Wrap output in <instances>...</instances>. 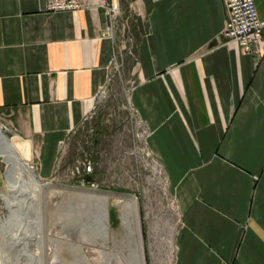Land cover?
I'll return each instance as SVG.
<instances>
[{"label":"crops","instance_id":"0c3cea01","mask_svg":"<svg viewBox=\"0 0 264 264\" xmlns=\"http://www.w3.org/2000/svg\"><path fill=\"white\" fill-rule=\"evenodd\" d=\"M264 18V0H255ZM136 35L130 99L179 211L171 264H264V49L222 34L224 0H121ZM101 6L0 0V117L47 177L95 104L118 22Z\"/></svg>","mask_w":264,"mask_h":264},{"label":"rangeland","instance_id":"374dc122","mask_svg":"<svg viewBox=\"0 0 264 264\" xmlns=\"http://www.w3.org/2000/svg\"><path fill=\"white\" fill-rule=\"evenodd\" d=\"M119 4L117 51L108 81L103 93L97 96L89 117L66 137L50 175L44 177L41 174L39 158L31 140L16 134L0 117L2 130L14 138L22 150L28 152L27 160L34 167L39 181L42 184L51 183V186L42 187L43 190L41 189L39 196L36 195L34 200L36 206H31L27 212L31 217L41 213L38 214L42 228L41 239L35 238L33 233L21 235V232L17 231L18 234L15 227H11L10 232L11 235H18V240L15 235L10 240L8 237L11 235L2 236L0 232V261H3V264L28 261L32 251L42 255L40 258L45 264H84L82 258L85 256L92 264H98L101 260L99 249L104 245L121 249L131 239L136 240V233H128L129 229L122 218V205L129 199L128 195L136 199L134 208L137 209L145 264H171L173 261L179 211L176 199L170 191L165 169L153 156L146 154L147 143L137 135L143 130V119L136 108H133L130 99L137 82L136 35L130 15L121 12V0ZM84 159H92L94 164L91 180L85 184L72 173L73 167ZM154 162L160 172H155ZM6 170L7 163L0 155V193L3 191L11 195ZM75 188L110 193V236L105 240L100 237L86 239L85 204L81 203V199L69 195ZM18 193V196L23 197L21 192ZM115 197L122 200L116 202ZM67 205L74 207L73 216L70 218H67L68 214L62 210V207ZM9 214L10 211L0 196V216L6 218ZM132 218L134 219V216ZM68 224H74L69 231ZM76 225H82L84 230L78 231ZM87 233L91 234L90 231ZM101 241L105 242L102 244ZM132 243L136 246L135 242ZM77 244H82V250L75 247Z\"/></svg>","mask_w":264,"mask_h":264},{"label":"bare ground","instance_id":"6f19581e","mask_svg":"<svg viewBox=\"0 0 264 264\" xmlns=\"http://www.w3.org/2000/svg\"><path fill=\"white\" fill-rule=\"evenodd\" d=\"M0 155L5 159L7 163L6 174H7V179H8L9 190L11 193V195L3 191L0 193V196L2 197L5 205L7 206L9 210H11V213L8 215V217L4 218L0 216V232L2 233V236H5L6 234L11 235L12 233L10 232L12 231L11 227H15L17 229L15 231L16 232L20 231L21 235L23 233L25 234L27 233L28 235L33 233L35 234V238L41 239V229L42 228H41L40 217L38 215L41 213H37V215H35L34 217H31L30 215L27 214V212L29 211L31 206H36L34 204V200L36 198V195H38L39 192L41 191V189L43 190L42 187L51 186V183L47 182V183L42 184L39 181V179L36 176L34 167L30 165V163L27 160L28 152L25 150H22L20 148V144H18L14 140V138L9 137L2 130L1 126H0ZM153 167L156 173L160 172V168L158 167L156 162H154ZM89 191L90 190H88L87 188H75V190L69 194L72 198L81 199V203L84 202L85 204V210L87 214L86 215L87 228L86 230H84L82 225L80 226L76 225V229H78V231L84 230L86 239L90 240V239H95V238L100 237L103 240H105L107 237L110 236V225H109L110 193H96V192H89ZM18 192H21L23 194V197L18 196L19 195ZM128 197L129 199L122 205L123 206L122 207L123 208L122 217H123V222L125 226L130 231V232L128 231V233L129 234L136 233V240L131 239L130 242L128 244L123 245L121 249H118V248L114 249L113 247L109 245H104V247L99 249L101 260L98 264H145L143 250H142L141 234H140L141 231L139 228L137 214H136L137 209L134 208L136 207L135 206L136 199L135 197L131 195H128ZM114 200L116 202H120L121 198L115 197ZM62 210L68 214L67 215L68 217L66 216L67 218H70L71 216H73L72 214L74 210L73 206H69V205L63 206ZM133 216H134V219L132 218ZM73 225L74 224H68L67 231H69ZM89 231L91 233L90 235H88L87 233ZM14 235L15 233L11 235V237L10 236L9 237L7 236V237L10 238L11 240V238L13 239ZM15 238H17L18 240L19 236L15 235ZM104 242L105 241H101L102 244ZM132 242H135L136 246L133 245ZM24 243L23 245H25ZM77 245L78 246L75 245V247L78 250H82V244H77ZM34 253L35 251H32L31 253H29L30 255L28 254L29 255L28 261H24V262L18 261L17 263L15 262V264H45L40 258L42 255L39 256ZM82 259H84L83 261L84 264H92L89 258H87L86 256L83 257ZM3 263H4L3 261H0V264H3Z\"/></svg>","mask_w":264,"mask_h":264},{"label":"built area","instance_id":"2783aa9c","mask_svg":"<svg viewBox=\"0 0 264 264\" xmlns=\"http://www.w3.org/2000/svg\"><path fill=\"white\" fill-rule=\"evenodd\" d=\"M224 3L227 9V20L222 34L226 37V40L238 43L245 52L261 53L264 49V18L260 17L255 0H224ZM88 5L103 7L104 14L108 19L104 32L111 34L120 13L119 0H46L48 10L79 9ZM104 86L100 89L98 95L103 93ZM133 108L135 107L133 106ZM91 109L85 113L83 121L89 117ZM141 126L143 130L137 135L144 138L146 142L148 128L144 120H141ZM62 146L63 143H61L59 151ZM145 150L148 156H153L147 144ZM93 169L92 159H84L73 167L72 173L85 184V182L91 180ZM92 184L94 185V183Z\"/></svg>","mask_w":264,"mask_h":264},{"label":"water","instance_id":"95a60500","mask_svg":"<svg viewBox=\"0 0 264 264\" xmlns=\"http://www.w3.org/2000/svg\"><path fill=\"white\" fill-rule=\"evenodd\" d=\"M10 211V213H11V210H9ZM15 214H16V212H15Z\"/></svg>","mask_w":264,"mask_h":264},{"label":"trees","instance_id":"16d2710c","mask_svg":"<svg viewBox=\"0 0 264 264\" xmlns=\"http://www.w3.org/2000/svg\"><path fill=\"white\" fill-rule=\"evenodd\" d=\"M110 215H111V210H110Z\"/></svg>","mask_w":264,"mask_h":264}]
</instances>
